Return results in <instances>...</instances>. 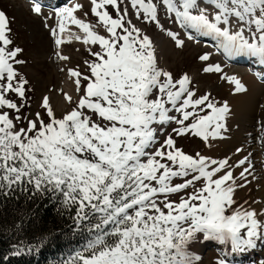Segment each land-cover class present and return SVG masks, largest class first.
I'll list each match as a JSON object with an SVG mask.
<instances>
[{"label": "snow or ice", "instance_id": "6c2138e0", "mask_svg": "<svg viewBox=\"0 0 264 264\" xmlns=\"http://www.w3.org/2000/svg\"><path fill=\"white\" fill-rule=\"evenodd\" d=\"M90 3L95 23L76 15L80 3L54 8L55 26L45 17L58 62H71L62 46L73 39L86 46L89 57L78 67L60 68L76 99L61 90L69 107L59 116L48 95L32 110L34 89L19 71L27 64L24 49L15 45L11 20L0 10V196L30 193L29 199L47 197L61 215L74 212L71 230L81 241L61 264H198L194 244L230 245L239 254L264 244V200L235 199L237 190L251 185L249 176L256 179L251 153L236 161L192 155L173 136L191 135L209 147L210 140L225 139L228 102L211 92L198 94L187 72L176 77L161 67L152 38L130 17L166 31L177 48L184 40L164 28L154 0ZM161 5L189 30L188 39L209 37L226 58L264 66V0H161ZM31 11L41 15V3L34 2ZM209 59L207 53L199 56ZM202 71L223 69L208 64ZM256 75L264 82V73ZM221 78L234 93L247 91L236 76Z\"/></svg>", "mask_w": 264, "mask_h": 264}, {"label": "rangeland", "instance_id": "374dc122", "mask_svg": "<svg viewBox=\"0 0 264 264\" xmlns=\"http://www.w3.org/2000/svg\"><path fill=\"white\" fill-rule=\"evenodd\" d=\"M34 2L37 1L0 0V10H3L11 20L12 38L15 45L24 49L21 58L25 59L27 64L20 67L19 71L29 79L30 86L34 89L33 92L29 93V102L32 105V110L36 109L37 101H39L43 95H48L57 116H59L69 107L63 99L61 90L73 95V98L76 99L71 80L68 79L66 72L60 71V68L78 67L82 64L84 59L89 57L88 53L85 51L86 46L73 39L71 43L62 46L63 53L71 56V62L57 63L58 61L54 56L53 41L49 36L48 29L44 27L45 16L36 15L31 11ZM73 2L74 0H64L54 8L67 6ZM154 2L158 5L159 18L164 28L166 30L170 29L174 32L181 33L183 36L180 39L185 42L182 48H177L175 42L167 36L166 31H161L155 24H145L142 20H136L134 15L130 17L133 19V23L152 38L156 48L158 63L161 67L171 71L176 77L181 73L187 72L193 80V86L199 89L198 94L211 92L213 98L220 102L227 101L228 104L231 103L233 86L227 80L222 79V76H236L241 81H243L246 76H252L260 81L256 73L264 72L263 67L257 68V66H255L252 69L251 62H249L250 64L242 61L229 62L224 59L223 55L222 57H218L214 51V44L197 37L191 40L188 39L189 30L181 28L174 22V19L169 18L166 8L161 5V0H154ZM125 4H127V0H125ZM54 8L49 9L52 14H54ZM90 9L91 3H87L83 5V9L78 11L76 15L86 21L95 23L96 18L92 16ZM129 9L131 12L130 5ZM208 10L211 12L213 9L209 6ZM109 11L112 10L109 9ZM85 13H88V15L85 16ZM113 15H115V13H113ZM47 23L51 26H55L56 22L49 19ZM97 30L103 34L102 28H98ZM71 31L75 34L82 35L75 26H71ZM205 53L210 54V59L207 62H202L199 60V56ZM208 64H219L223 69L222 73H204L202 69ZM262 123H264V120H262ZM169 132H171V127L167 128L165 135ZM173 136L177 141V146L183 148L188 154L195 155V153L199 152L202 155L211 157L215 155L208 144L199 138L192 137L191 135L175 137L173 134ZM163 139L164 136L161 135V142ZM214 152L216 153V151ZM262 161L261 158L260 166L263 164ZM240 170L241 169L236 170L237 175ZM256 170L259 169L253 168V172L259 174V177L254 181L253 177L249 176V180L252 181L251 185L247 188L237 190L235 199L238 204H243L244 201H248L249 204H251L253 200H264V196L259 190L261 187L263 189L264 179L261 178V172ZM189 191H191V189H189ZM171 198L178 199L176 196ZM248 206V204L244 205L245 208ZM259 206L262 205L252 204V207H256L257 209L260 208ZM191 251L201 257L198 264H218L221 259L226 260L227 264H259L260 260H264V245H261V247L258 246L256 253L254 252L249 258H247L248 256L246 255L239 256V253L232 254L229 246L218 245L216 242L194 244L191 246Z\"/></svg>", "mask_w": 264, "mask_h": 264}, {"label": "trees", "instance_id": "16d2710c", "mask_svg": "<svg viewBox=\"0 0 264 264\" xmlns=\"http://www.w3.org/2000/svg\"><path fill=\"white\" fill-rule=\"evenodd\" d=\"M29 195L0 196V264H61L81 241L71 230L74 212L61 215L47 197Z\"/></svg>", "mask_w": 264, "mask_h": 264}, {"label": "bare ground", "instance_id": "6f19581e", "mask_svg": "<svg viewBox=\"0 0 264 264\" xmlns=\"http://www.w3.org/2000/svg\"><path fill=\"white\" fill-rule=\"evenodd\" d=\"M63 1L64 0H44L41 3L43 7H42V14L40 16L51 17L50 20H53L54 22L55 15L52 14L49 11V9L54 8L57 4H60ZM73 3H80L86 5L87 3H90V0H74ZM178 34H179V38H182L183 35L181 33ZM214 49L216 55H218V57L219 56L222 57L223 54L221 52H218L215 46ZM253 65H252V69L254 67ZM261 67L264 66H257V68H261ZM241 82L246 86L247 91L242 93H234V86L232 85L233 89L231 95V103L229 104L231 108V115L227 121L228 131L224 133V136L226 138L222 140L221 139L210 140L209 141V143L211 144L210 148L212 152L215 154L213 158L219 159V158H224L225 156H229V157H233L232 161L239 160L243 156L249 155V153H251L250 159L253 168L259 169L256 171L261 172L260 173V175L262 176L261 178L264 179V144L260 142V137L264 135V132L261 131V123L262 120H264V82H262L261 80L259 81L253 78L252 76H246V78ZM237 148H242L244 151H242L238 155H234ZM214 151H216V153ZM261 158L263 160L262 161L263 164L260 166ZM255 177L256 178L259 177V174H255ZM263 189L262 187L261 189L259 188V190L264 196ZM261 245L264 244L258 243L256 249H258V246L261 247ZM228 246L230 248V245ZM256 249L253 251L246 252L244 254H239V256L246 255L248 256L247 258H249L252 256L254 252L256 253Z\"/></svg>", "mask_w": 264, "mask_h": 264}]
</instances>
